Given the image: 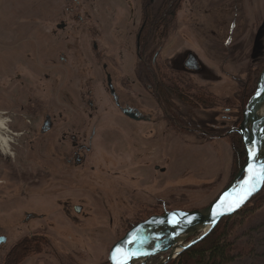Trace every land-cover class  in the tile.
<instances>
[{"label":"rangeland","instance_id":"374dc122","mask_svg":"<svg viewBox=\"0 0 264 264\" xmlns=\"http://www.w3.org/2000/svg\"><path fill=\"white\" fill-rule=\"evenodd\" d=\"M139 1L0 0V111L11 106V85L23 82L26 100L37 99L47 108L60 103L68 112L77 108L73 119L86 144L95 133L93 154L84 170L52 160L51 148L41 145L54 136L38 131L29 140H14L9 152L0 155V235L7 238L0 248V264H6L7 256L17 249L27 253L18 264H106L108 247L131 225L151 215L205 208L238 173L231 175L232 154L225 136L239 128L243 103L264 69V0L181 2L162 57L175 52L171 66L180 70L186 55L194 54L202 72L185 74L188 87L181 91L191 96L194 92L188 89L201 90L213 105L203 111L202 106L185 108L179 118L188 110L185 121L190 122L181 120L184 126H174V131L157 129L158 142L163 139L164 145L159 142L155 147L147 143L155 139L152 122H133L118 113L98 73L102 63L118 60L121 18H126L122 28L129 34L137 28V13L144 6ZM161 1L156 0L155 7ZM61 23L65 29L57 30ZM88 30L96 35L95 53ZM123 44L122 106L129 104L154 116L148 92H135L123 79L133 77L136 66L134 47ZM93 64L99 68L93 71ZM91 70L100 78L88 83ZM214 117L217 129L208 126L202 134L197 126ZM3 118L7 117L0 115ZM13 123L19 126L21 121ZM42 123L37 122L38 130ZM146 171L150 173L141 175ZM74 205L82 206V217L76 218ZM32 210L45 219L24 225V213ZM82 218H88L86 225L78 222ZM227 224L231 251L227 264H264V188ZM181 255L166 264H185ZM164 257L146 264H157Z\"/></svg>","mask_w":264,"mask_h":264},{"label":"flooded vegetation","instance_id":"af4514ba","mask_svg":"<svg viewBox=\"0 0 264 264\" xmlns=\"http://www.w3.org/2000/svg\"><path fill=\"white\" fill-rule=\"evenodd\" d=\"M155 3L156 0H148L149 5L146 6L145 9L149 8L150 11L141 10L140 13H137L140 21L135 31L130 34L128 33V29L126 30L125 28H122V25L127 24V22L125 21L126 18H124L123 21L121 18V20L119 21L120 27H118L121 46L118 60H111L108 61V63H102V65L100 66L101 71L98 72L101 74V76H103L107 93L110 95L115 107L118 109V113L133 122L145 124H150L152 122L150 125L154 128L153 131L155 132V139L147 142L150 143L152 147L157 146L156 143L159 142H162L161 145H164L163 139L158 142V134H156L157 129H164L165 131H169V129L171 128L170 130L174 131V126H179L180 128L184 126V124L181 123V120H188L186 118L189 116L188 110H190L188 109L187 114L179 118V114L182 115L183 111L185 110V107L180 106L179 99H190L188 93H183L185 91H181L187 90L188 86L184 85H186L185 83L189 82V79H185L184 75L199 74L202 72L201 63L198 61L197 57L194 54L189 53L186 55L185 59L182 61L180 70H174V67L171 66L175 65V59L173 60V58L175 57V52H173L172 56L167 59L166 56L162 57L163 51L166 50L165 48H167V45L170 44V40L172 39V37L170 38L169 36V26L174 20V17L164 19L158 11L159 7H155ZM91 19L94 25V18ZM76 20L78 21V18L75 17V21ZM86 20L89 21V17H87ZM135 24L136 23H134L133 26ZM65 27L66 26L61 23L57 26V30H63L65 29ZM262 27L263 25H261L260 28ZM87 33L89 35V38H91V51L95 53L94 51H97L98 48V45L95 43L96 35L92 30L91 32L88 30ZM257 35L260 36V30L257 31ZM59 42L61 43V41ZM122 42L124 43L123 46L125 47H128L130 43L132 44V47H134L136 64V66L133 68V77H127L128 79L126 77H123V79H125L126 81H130L131 87H134L135 92H138L141 89L143 91H146V93L148 92L147 94L154 102V116L150 113H145L141 111V109L129 104H124L122 106V73H124L123 69L126 68L125 62L122 59ZM253 44L254 48L257 45L256 37ZM99 52V55H102V51L99 50ZM191 56L196 61V68H192L190 66L188 67V64H190ZM163 58H165L166 60ZM62 60L63 59L61 58L60 61ZM94 61L96 62L97 59H95ZM66 63L67 61H65V64ZM97 64H99V62H97ZM95 67L99 68L98 65L94 66L93 64V71ZM94 73L91 70V76L88 83L98 81V79L100 78V76H95ZM175 73L178 74L176 78L174 77ZM59 79H61V75H59ZM150 83L151 85L149 86L148 84ZM20 84L22 85H19L17 82H15L11 85L9 89V102L11 106L8 107L7 110L0 111V115H4L7 117L5 119L3 118V121L6 125L3 134L10 140L9 146L11 143H13L14 140L17 142H21L26 138L27 140H29L31 136H35L37 134V131L39 132V134L41 133L42 136L49 134V137L52 135L54 136V138L50 139L51 141L48 142L47 140L42 141L41 145L44 148H51V154L49 157L59 163H65V165L70 168H81L82 170H84L87 158L93 154L92 140L95 136V133H92L87 144L84 138L80 137L76 123L73 119V116L78 113V109L70 108V112H68L66 109L60 106V103L58 104V107L49 106L47 108L38 104L37 99H34L33 101L31 99L26 100L25 95L27 89L25 88L23 82H21ZM165 88H169L171 90L170 93H165ZM175 88L177 90H180L177 95L173 94ZM29 90L30 89H28V93L31 92H29ZM56 90L57 88L54 91ZM61 92L62 91L59 90L60 96ZM136 97L142 100L140 93H137ZM175 100H177V106H179V108L177 109L174 108V105L176 104ZM88 104L90 110L94 111L92 102H89ZM206 109L207 108H202L201 111ZM210 109H212V107ZM64 115H68L69 117L67 119H63ZM91 116L92 115H90V118ZM17 119L21 121V124L19 126H15V124L13 123V121ZM40 120H42L43 123L38 130L37 122ZM186 122L190 121H185V123ZM216 122L217 119L216 117H214V120H210V123H204L205 125L203 124V126L198 125L197 128L202 134L206 135L205 128L210 126L211 129H217L215 128ZM14 127L18 128L13 129ZM28 143L32 144V141H28ZM8 149L5 153L1 152L0 150V155L2 156L3 154L5 155L6 153H8ZM93 169L94 168H91V170ZM148 172L149 171L143 172L141 173V175H148ZM24 194L25 193L21 195ZM32 211L33 212L24 213V219L22 220V223L24 225L28 223L30 224L34 221L40 222L45 219L44 214L36 213V210ZM72 211L76 218L82 217V206L74 205L72 207ZM86 219L87 220H85V218H82L77 220H80L78 222L82 223V225H86L88 218ZM108 221L110 224V219ZM140 222H142V220L131 225V227ZM99 226H101L100 223ZM24 242L27 243L26 240H24ZM6 243L7 238L3 235H0V248Z\"/></svg>","mask_w":264,"mask_h":264},{"label":"water","instance_id":"95a60500","mask_svg":"<svg viewBox=\"0 0 264 264\" xmlns=\"http://www.w3.org/2000/svg\"><path fill=\"white\" fill-rule=\"evenodd\" d=\"M258 36L256 37V40ZM188 67L196 68L191 56ZM130 111V110H128ZM128 114V113H126ZM245 153V163L234 179L207 207L191 211H170L160 216H151L133 226L109 250L108 264H135L142 259H150L158 254L171 252L178 242L182 249L200 242L223 217H230L239 211L263 185L260 171L264 168V69L259 74L253 94L242 112V121L237 129ZM253 173L256 178L252 181ZM254 183L251 194L238 207L234 202ZM203 228L207 231L194 240L186 241Z\"/></svg>","mask_w":264,"mask_h":264},{"label":"trees","instance_id":"16d2710c","mask_svg":"<svg viewBox=\"0 0 264 264\" xmlns=\"http://www.w3.org/2000/svg\"><path fill=\"white\" fill-rule=\"evenodd\" d=\"M182 1L183 0H162L158 11L160 12V14L162 15L164 19L173 18V17L175 18L176 13L180 9L179 7ZM140 2L143 3L144 5L142 6L144 7L142 8V11H150L149 8L145 9V7L149 5L148 0H140ZM259 74L260 72L257 74V77ZM257 77L255 81L257 80ZM254 89H255V85L250 95L247 96V98L245 99L243 103V108L245 107L250 96L253 94ZM189 90L193 91L194 94L189 96L190 99H179L180 106L188 108V109L199 108L201 106L203 108L212 107L213 102L208 101L207 95L205 92L201 90H194V89H188V91ZM170 91L171 90L169 88H165V93L168 94L170 93ZM179 91L180 90H177L175 88L173 94L177 95ZM243 96H244V93L241 96V98H239L240 102ZM208 98H209V95H208ZM174 108L177 109L179 108V106L174 105ZM208 131H211V130L209 129ZM225 137H226L225 140H227L230 146V149H231V154H232L231 175L234 176L238 172V170H240L243 167L245 163V153L243 149V144H242L240 136L237 134L236 131L235 132L231 131V133H228ZM241 211L237 212L236 214H240ZM229 218L230 217L224 218L200 242H198L197 244L185 250L181 255L182 262L185 264H227L230 261V253H231L230 246L226 242V236L229 230L227 221L229 220ZM26 255L27 253L25 250L21 249L18 252V249H17L16 251H14L13 253L7 256L6 264H18V262L21 259H23Z\"/></svg>","mask_w":264,"mask_h":264},{"label":"bare ground","instance_id":"6f19581e","mask_svg":"<svg viewBox=\"0 0 264 264\" xmlns=\"http://www.w3.org/2000/svg\"><path fill=\"white\" fill-rule=\"evenodd\" d=\"M259 76V75H258ZM258 78V77H257ZM256 83V82H255ZM5 128H6V125H5V122L4 121H2V120H0V150H1V152H6L7 151V149H8V147H9V143H10V140L3 134V132H4V130H5ZM231 183V182H230ZM263 188H264V185H263V187H262V189H261V191L263 190ZM260 191V192H261ZM259 192V193H260ZM258 193V194H259ZM257 194V195H258ZM257 195H255V196H257ZM255 196H253L239 211H241V210H243L247 205H248V203L255 197ZM187 211V210H186ZM239 211H237V212H239ZM236 212V213H237ZM236 213H234L232 216H234ZM232 216H230V217H232ZM224 218H227V217H223L222 219H220L219 220V222L217 223V225L224 219ZM135 226V225H134ZM132 228V227H131ZM130 228V229H131ZM129 229V230H130ZM128 231V229L127 230H125L124 231V233H126ZM207 231V229H205V228H203L202 230H200V231H198V233H196V234H199V235H202V234H204L205 232ZM195 235V234H194ZM199 235H197L196 237H192V240H194L195 238H197ZM124 236V235H123ZM122 236V237H123ZM190 237V238H191ZM188 239L187 241H186V243H189L190 241H192L191 239ZM117 242V241H116ZM115 243H113L112 245H110L108 248H110L111 249V247L114 245ZM197 244V243H196ZM184 243H182V242H178V243H176V245L175 246H173V248H172V254H169V252H166V253H162V254H158V255H156V257H162V256H165L164 257V260H163V264H166L169 260H171L172 258L174 259V257L176 258L177 256H179L180 254H182L185 250H187V249H182V247H184ZM195 245V244H194ZM193 246V245H192ZM191 247V246H190ZM189 247V248H190ZM109 249V250H110ZM109 250L107 251V253H106V255L108 256V252H109ZM107 256H106V259H107ZM152 258H150V259H142V260H139V261H137V262H135V264H146L148 261H150ZM163 259V258H162ZM106 264H108L107 262H106Z\"/></svg>","mask_w":264,"mask_h":264},{"label":"snow or ice","instance_id":"6c2138e0","mask_svg":"<svg viewBox=\"0 0 264 264\" xmlns=\"http://www.w3.org/2000/svg\"><path fill=\"white\" fill-rule=\"evenodd\" d=\"M259 175L261 176V178H264V168L261 169ZM255 178H256V174L253 173L252 181H254ZM245 183H246V184H250L249 181H246ZM254 187H255V184H254V183H251L250 186H249V188H248V190L244 193V195L241 196L238 200H236V201L234 202V206L238 207V206L240 205V203H242L243 200H245V199L247 198V196L251 194V190H252V188H254Z\"/></svg>","mask_w":264,"mask_h":264}]
</instances>
